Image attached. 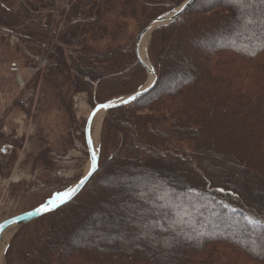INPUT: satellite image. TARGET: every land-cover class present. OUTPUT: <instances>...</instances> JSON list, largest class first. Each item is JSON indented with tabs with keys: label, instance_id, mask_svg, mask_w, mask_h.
I'll list each match as a JSON object with an SVG mask.
<instances>
[{
	"label": "trees",
	"instance_id": "trees-1",
	"mask_svg": "<svg viewBox=\"0 0 264 264\" xmlns=\"http://www.w3.org/2000/svg\"><path fill=\"white\" fill-rule=\"evenodd\" d=\"M73 1L68 0L66 21L56 30L35 14L12 8L16 0H0V28L33 40L32 50L50 64L49 75L55 69L72 71L77 92L91 93L96 85V102L134 93L145 73L131 49L91 54L84 47V56L68 67L71 51L85 43L86 33L102 12L108 15L115 0ZM183 1L118 0L116 5L120 17L149 8L154 19ZM206 1L198 6L196 0L179 19L152 32L154 86L110 110L103 121L101 156L91 180H109L106 171L119 172L120 166L141 173L136 177L141 189L131 188L117 199L121 228L71 247L66 242L59 247L65 254L53 252L52 226L70 201L48 213L34 236L25 234L12 253L6 252V258L15 256L10 264H264V242L239 230L264 231V0ZM192 33L200 36L189 46L192 73L169 88L165 82L175 68L171 59H182L179 47ZM210 40L212 47L201 48ZM137 75L141 80L134 82ZM204 133L212 143L228 146L225 164L213 163ZM187 143L191 150L179 148ZM130 155L133 163L126 158ZM116 161L118 168L112 165ZM217 165L232 174L224 178ZM20 237L15 235L11 245Z\"/></svg>",
	"mask_w": 264,
	"mask_h": 264
},
{
	"label": "rangeland",
	"instance_id": "rangeland-1",
	"mask_svg": "<svg viewBox=\"0 0 264 264\" xmlns=\"http://www.w3.org/2000/svg\"><path fill=\"white\" fill-rule=\"evenodd\" d=\"M117 1H114L108 15L102 12V17H100V20H97L98 22L94 30L86 33L85 43L81 47L76 48L77 52L71 51V59L67 61L68 67H71L73 59L84 56V53L81 51L84 50V47L89 49L91 54L92 52L101 54L121 48H128L135 52V42L140 31L153 20L151 9H145V14H143V9L138 8L134 17L129 15L123 18L120 17L121 10L116 5ZM65 3H69L68 0ZM206 3H208L206 0H200L198 6H203ZM51 4V1H48L47 6ZM11 6L20 12L28 11L25 4L22 5L14 2ZM57 8L63 11L61 5ZM29 13L32 14V12ZM38 15H36L38 22L44 23ZM64 16L63 12H61L60 18H55L54 22H63ZM93 20L94 18H90L88 21L91 22ZM54 26H57V23L50 28L53 29ZM146 40L145 49L147 56L149 62L155 68L157 63H154L151 59L152 55L149 54L151 36ZM199 40V34L192 33V37L189 40L186 38V42H181L179 48L183 46L181 52L182 59H179L177 56L172 57L171 63L174 64L175 68L171 70L165 86L171 88L173 84L192 73V70L187 68V66H190V63H193L189 46L191 47L192 43L199 42ZM212 45L213 42L210 40V42H206L201 48L209 49ZM32 49H34L33 40L23 37L21 32H5L0 28V93L3 94L5 90L10 91L12 87H15V75L11 74L8 68L11 63H17L21 68L22 76L26 75L25 80L28 79V87L34 92V97L31 101L33 109L23 108L27 113L25 120H30V122L35 120L34 122L39 127V134H37V138L34 140L36 145L34 146V152L29 156H25L24 160L20 163L21 169L24 172L22 173L23 176H15L13 179L14 183L9 186L8 193L5 195L6 208L3 209L1 218L13 217L29 212L37 206L43 205L52 196L64 193L72 188L89 169L84 127L90 111L96 104L130 94L128 92L124 94L115 93L116 96L110 99L96 102V85H94L91 93L84 91L77 92L72 87V75H74L72 71L69 74V71L63 70L64 72H61L55 69L49 75L47 68L49 66L47 65L50 64L42 66L46 62V58L40 55L37 56ZM86 54L88 55L89 53ZM185 61L189 63H185ZM3 72H5L6 82L2 81L4 78ZM144 73L145 77L139 88L144 86L150 78L145 70ZM139 80H141V77L138 75L133 79L134 82ZM100 93H107L105 96L108 95V92L104 89L100 90ZM106 115L107 112L103 113L100 119H93L91 126L92 145L98 158L101 156L102 126ZM0 121L2 120L0 119ZM41 122L49 128L50 137L43 134ZM203 136L205 142L204 148L211 156L213 163L225 164L229 157L226 154L228 146H219L212 143L209 133H204ZM6 138L0 129V145L6 144ZM27 141V139H22L12 141L11 144L12 146L15 145L16 148H20L23 145L25 146ZM187 144L179 145V148L191 150L190 145ZM11 152H13V149ZM110 153V149H108V155ZM10 154L11 159L14 161L17 157L16 151L14 150L13 154ZM126 158L133 163L134 158L131 155ZM8 163L9 161H6L3 164L7 175L10 173L8 172ZM112 165H115L116 168L119 167L117 161L113 162ZM119 168V172H116L113 168V170L109 169L106 171L110 176L109 180L101 176L92 180L90 178L81 192L70 200L72 201L71 204L64 208L62 216L54 222V227L52 226V228H55L53 231L57 238L56 242H54L53 252L56 253L60 245L66 242V245H70L71 247L73 246L71 243L77 244L80 240L89 241L92 239L94 241L104 235L105 232H111L110 236H112L115 229L121 228L120 222L123 221L121 220L123 212L121 206L118 208L116 205L118 200L125 198V194L131 188L141 189L136 184V177L141 176V173L139 168L131 169L129 172L125 166L123 168L120 166ZM221 168L223 166H219L218 170H221V175L224 178L232 174ZM178 193L181 196L185 194L183 190H179ZM103 204L108 207L107 211ZM48 216L42 217L39 219V222L31 220L28 224L26 223L27 225H15L8 228L0 236V255L7 244L6 251L9 250L12 253L23 240L25 234L34 236L33 232L39 230L38 228L42 224L45 225ZM239 230L243 233L246 231L255 242H264V231L243 230L242 227ZM17 234L21 237L15 244L11 245L12 239ZM66 252L62 249L59 250V253L65 254ZM0 259L2 260L1 257ZM14 259L15 256L13 255L10 258H6L4 255L3 263L10 264ZM15 264H18V262Z\"/></svg>",
	"mask_w": 264,
	"mask_h": 264
},
{
	"label": "water",
	"instance_id": "water-1",
	"mask_svg": "<svg viewBox=\"0 0 264 264\" xmlns=\"http://www.w3.org/2000/svg\"><path fill=\"white\" fill-rule=\"evenodd\" d=\"M195 1L196 0H184L176 8L172 9L171 11L165 12L159 15L158 17H156L155 19H153L139 33L134 47L136 60L143 67L146 73L150 76L149 78L150 81H147V83L144 86L138 88L137 91L132 94L115 98L105 103L97 104L94 107V109L90 112L84 129L85 142H86L88 158H89V169L87 170V172L67 192L60 193L59 195L52 197L50 201L46 202L43 206L38 207L35 210L21 214L19 216L13 217L11 219H8L0 223V234L5 229L13 225L24 224L28 221H31L33 219H36L44 215L45 213L54 211L56 208L68 203L70 200H72L81 192L83 187L87 184V182L96 172L97 164H98V156L95 154V150L92 145L91 134H90V129L93 119L95 118L96 114L99 112L102 113L109 112L112 109L123 107L132 103L133 101L137 100L138 98L146 94L154 86L157 80L156 71L153 65L148 61L146 49L144 48V58H142L139 54V47L141 45V41L145 36L149 37L155 29L168 25L169 23L179 19L180 16L184 14ZM93 157H95V166L93 165Z\"/></svg>",
	"mask_w": 264,
	"mask_h": 264
},
{
	"label": "crops",
	"instance_id": "crops-1",
	"mask_svg": "<svg viewBox=\"0 0 264 264\" xmlns=\"http://www.w3.org/2000/svg\"><path fill=\"white\" fill-rule=\"evenodd\" d=\"M48 1H51V5H48ZM17 3L25 4L27 10L29 12H32L33 14L37 15L42 19L44 23L42 25H45L47 27H51L54 25L55 20V9L57 7V0H45L44 4H38L35 1L32 0H16ZM49 7V8H47ZM17 64V63H16ZM18 65V64H17ZM19 67V65H18ZM9 69V68H8ZM13 74V73H11ZM19 74L21 79L28 83V79L25 80L26 75L22 76L21 74V68L19 67ZM15 75V74H13ZM3 80L6 82V76L5 72H3ZM12 78V77H11ZM16 78V76H15ZM1 80V78H0ZM28 86V84H27ZM1 91V90H0ZM16 95H12V94ZM2 95L3 103L7 105V110L4 114H0V129L2 134L7 139L6 144L0 145V197L4 193H8L9 186L14 183L15 176H23L22 173H24L21 169L20 163L24 160L25 156H29L34 152V146L35 142L34 140L37 138V134H39V127H37V123L30 120H25V116L27 113L25 112L23 108H21L18 104V88H17V80L15 87H12L10 91L5 90V92ZM14 96V97H13ZM41 128L44 135H48L50 137V131L49 128L44 125L43 122H41ZM3 139V138H2ZM22 139H27L25 146L20 148H16L15 145L12 146V141H18ZM50 139V138H49ZM1 144V143H0ZM11 147L16 151V159L13 161L11 159V154H7L5 151L1 150L2 147ZM13 152H11L13 154ZM6 161H9V167L8 172H10L8 175L6 174V169L4 168V163ZM5 165V167H7ZM7 172V173H8ZM2 260L0 259V264H4L3 262V252L0 255Z\"/></svg>",
	"mask_w": 264,
	"mask_h": 264
},
{
	"label": "bare ground",
	"instance_id": "bare-ground-1",
	"mask_svg": "<svg viewBox=\"0 0 264 264\" xmlns=\"http://www.w3.org/2000/svg\"><path fill=\"white\" fill-rule=\"evenodd\" d=\"M147 39V36H145L143 39H142V41H141V45H140V47H139V54H140V56L142 57V58H144V48H145V44H146V40ZM150 81V80H149ZM103 113L102 112H99L97 115H96V117L95 118H98V119H100L101 118V115H102ZM59 208V207H58ZM57 208V209H58ZM14 217V216H13ZM9 218H11V217H9ZM5 219H7V218H5ZM13 226H15V225H13ZM7 229H5L3 232H2V234L6 231ZM1 234V235H2Z\"/></svg>",
	"mask_w": 264,
	"mask_h": 264
},
{
	"label": "built area",
	"instance_id": "built-area-1",
	"mask_svg": "<svg viewBox=\"0 0 264 264\" xmlns=\"http://www.w3.org/2000/svg\"><path fill=\"white\" fill-rule=\"evenodd\" d=\"M11 70L12 71H15L16 70V67L14 66V64L11 65ZM27 99H28L27 97H24L23 100H22V104L24 106H26V104H27ZM0 110H4V108L2 107L1 104H0ZM2 207H3V203L0 201V215H1V212H2Z\"/></svg>",
	"mask_w": 264,
	"mask_h": 264
},
{
	"label": "snow or ice",
	"instance_id": "snow-or-ice-1",
	"mask_svg": "<svg viewBox=\"0 0 264 264\" xmlns=\"http://www.w3.org/2000/svg\"><path fill=\"white\" fill-rule=\"evenodd\" d=\"M93 165L95 166V157H93Z\"/></svg>",
	"mask_w": 264,
	"mask_h": 264
}]
</instances>
